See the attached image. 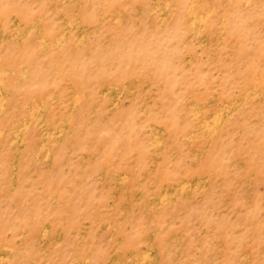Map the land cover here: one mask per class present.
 <instances>
[{"label":"rangeland","instance_id":"374dc122","mask_svg":"<svg viewBox=\"0 0 264 264\" xmlns=\"http://www.w3.org/2000/svg\"><path fill=\"white\" fill-rule=\"evenodd\" d=\"M0 264H264V0H0Z\"/></svg>","mask_w":264,"mask_h":264}]
</instances>
